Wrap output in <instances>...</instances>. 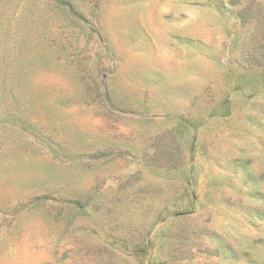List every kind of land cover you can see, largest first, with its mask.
<instances>
[{
    "label": "rangeland",
    "instance_id": "rangeland-1",
    "mask_svg": "<svg viewBox=\"0 0 264 264\" xmlns=\"http://www.w3.org/2000/svg\"><path fill=\"white\" fill-rule=\"evenodd\" d=\"M0 264H264V0H0Z\"/></svg>",
    "mask_w": 264,
    "mask_h": 264
}]
</instances>
